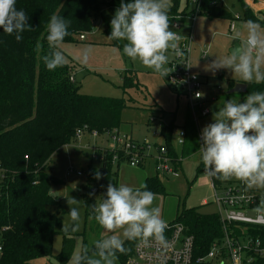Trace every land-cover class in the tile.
Instances as JSON below:
<instances>
[{
	"label": "trees",
	"instance_id": "trees-1",
	"mask_svg": "<svg viewBox=\"0 0 264 264\" xmlns=\"http://www.w3.org/2000/svg\"><path fill=\"white\" fill-rule=\"evenodd\" d=\"M213 2L216 5L211 6ZM120 3L121 0L105 3L101 0H16L17 9L28 14L33 28L23 32L19 42L15 34L8 35L0 29V171L4 175L0 182V264H34L38 258L51 257L54 239L59 235L63 236L62 251L57 257L60 264H66L71 256V232L62 231L59 212L49 210V207L61 208L52 195V188L61 182L49 175V163L63 147L77 142L75 133L80 129L87 127L88 132L96 131L100 137L118 130L128 103L124 99L81 94L76 82L71 81L73 67L68 60L64 66L48 70L42 59L50 51L47 24L53 14L66 18L71 23L69 35L62 44L74 43L80 36L92 32L104 5L115 11ZM239 3L245 21L264 24V19L256 17L244 0ZM185 14L179 10L178 1L173 0L169 12L171 24ZM202 15L234 20L221 0H206ZM236 84L230 83L229 91ZM246 85L247 92L240 95L243 100L248 93L264 91V82ZM190 125L193 126V121L187 120L183 128L186 137L181 157L171 146L174 125L161 127L164 146L174 159L175 172L182 168L178 160L199 152L201 146L196 131L195 134L189 132ZM124 161V156L120 155L113 165V154L107 151L99 171L102 183L112 182L118 186V173L114 169ZM204 173L202 163L196 170L194 182ZM94 174L95 171H89L90 183L95 181ZM211 180L218 188L230 183L215 177ZM144 185L155 194L165 193L159 176L146 178ZM90 190L84 200L87 216L94 218L92 205L96 200L90 198ZM173 224H182L186 233L194 236L197 255H205L223 236L219 216L203 214L197 208L178 211L170 223ZM245 231L264 243V227ZM137 242H125L126 251L117 253L119 264L129 263Z\"/></svg>",
	"mask_w": 264,
	"mask_h": 264
},
{
	"label": "rangeland",
	"instance_id": "rangeland-1",
	"mask_svg": "<svg viewBox=\"0 0 264 264\" xmlns=\"http://www.w3.org/2000/svg\"><path fill=\"white\" fill-rule=\"evenodd\" d=\"M101 1L105 3L108 0ZM177 1L181 12L193 13L195 9L193 2L190 0ZM245 1L249 2L250 0ZM222 2L230 14L241 13V4L237 0H222ZM171 5L173 6V0H171ZM114 14L115 11H110L104 5L94 22L92 32L85 34L86 41H80L78 38L74 43L61 44L60 50L64 53L66 60L74 66L72 75L81 94L126 100L128 108L121 115V125L118 129L121 136L130 137L135 142L147 143L155 147L165 144L161 127L174 125L171 146L181 157L183 148L177 142V135L180 129L184 128L187 120L193 121V126H189V132L195 134L196 131L201 143L202 129L213 122L214 113L224 106L225 101L229 99L237 102L244 101L240 94H227L230 83H243L239 78L233 77L229 70H219L213 74L211 71H205V67L216 57L228 54L234 45L233 43L239 45L243 43L247 35L245 28L247 21L242 18L241 21L235 22V32L242 33L241 38L236 40L233 39L235 32L230 34L231 20L210 19L202 15L196 19L194 29L196 43L191 51L190 62L193 74L198 76L203 86L201 89L202 99L191 104L177 94L166 77L143 66L138 60L133 62L124 55V41L108 38L111 33L110 21ZM256 23L260 25L261 30H264V24ZM204 46L210 47L207 58H203L200 54V48L203 49ZM86 48L90 49L89 61L87 64H82L79 56L82 50ZM168 55L169 61H171V54ZM261 70L264 71V65H262ZM126 79H129L127 84H125ZM248 84L259 83L253 80ZM200 104L203 105V109H208L211 112L209 116L201 117ZM194 114L197 121L194 119ZM108 140V135L97 139L86 136L80 142L77 141L63 147L49 163V175L61 182L52 188V195L58 199L61 208L58 210L49 207V210L53 213L59 212L62 226L63 222H70L68 216L70 208L66 197L71 196L80 201V228L76 232H71L70 237L73 239L71 255L81 251L84 247L91 249L96 240L111 234L106 232L93 216H87L84 200L88 195L89 188L100 189V192L94 196L89 195L97 203L103 199L102 195L106 192L108 184L102 183L101 179H95L90 183L89 171H100L102 166L99 158L94 156L92 148L96 146L108 147L110 145L106 142ZM87 145L89 147H86ZM201 164L200 154L196 151L183 162V167L177 172L159 177L165 193L156 194L153 206L160 208L161 218L165 224L172 222L176 218L177 212H181L185 208H197L203 214L216 213L210 176L202 174L194 182L196 170ZM121 165L122 167H115L114 169L115 172L120 169L118 171V186L126 184L138 188L145 183L146 177H155V171L153 172L151 167L153 160L147 161L145 171L139 168H131L128 163ZM77 173H82L83 176H78ZM259 190L264 193V189ZM204 201H207L208 205H203ZM249 215L255 216L256 214L249 213ZM62 246L63 236L59 235L54 239L52 256L38 258L33 263L60 264L57 257L62 251ZM115 264H119L118 260L115 261Z\"/></svg>",
	"mask_w": 264,
	"mask_h": 264
},
{
	"label": "clouds",
	"instance_id": "clouds-1",
	"mask_svg": "<svg viewBox=\"0 0 264 264\" xmlns=\"http://www.w3.org/2000/svg\"><path fill=\"white\" fill-rule=\"evenodd\" d=\"M171 0H121L119 8L110 21V40L124 41L123 54L133 62L139 61L163 77L172 71L169 53L177 57L184 55L181 50V35L171 28L169 12ZM70 21L53 14L47 24L49 53L42 59L48 70H55L66 64V57L60 45L69 35ZM29 16L18 10L16 0H0V29L8 35L15 34L21 41L23 32L31 30ZM246 38L239 47L228 54L216 57L206 65L205 71L215 74L219 70H229L233 77L248 84L264 82V30L256 22L245 23ZM242 33L235 32L233 39L239 40ZM90 49L80 53L82 64L89 61ZM191 68L190 65H185ZM201 93H196L199 98ZM202 144L200 159L205 174L221 181L236 179L246 190L264 189V91L251 92L243 102L229 99L213 115V122L201 131ZM94 178L102 174L97 170ZM103 187V186H102ZM94 196V192L89 193ZM103 199L92 205L97 223L110 235L96 240L92 248L84 247L74 252L67 264H115L117 253H124L125 241L139 240L147 245L150 240L163 242L165 221L159 207L153 206L156 194L142 184L133 188L126 184L114 185L110 182ZM69 205V223H64L62 231L76 232L80 228V201L66 197ZM264 216V199L254 209Z\"/></svg>",
	"mask_w": 264,
	"mask_h": 264
},
{
	"label": "built area",
	"instance_id": "built-area-1",
	"mask_svg": "<svg viewBox=\"0 0 264 264\" xmlns=\"http://www.w3.org/2000/svg\"><path fill=\"white\" fill-rule=\"evenodd\" d=\"M194 3L195 9L192 14L179 16L171 24L172 30L181 35V50L184 55L175 56L173 53L171 61L166 65L172 71L166 79L168 83L176 90L179 96L184 97L191 104L202 99V95L197 98L196 93H201L203 84L199 81L197 75L193 74L192 68H186L190 65V56L192 48L195 45V22L203 13V4L206 0H190ZM216 5L215 2L211 6ZM191 22L187 31L184 20ZM240 19V15H235L230 26V32L236 29L235 21ZM81 41L85 40V35L79 37ZM203 58L208 55V48L201 50ZM71 81H74L71 78ZM201 117H207L211 114L208 109H203L200 104ZM194 119L197 117L194 114ZM85 134H90L93 138H99L96 131L88 132L87 127L78 130L75 133L77 141H81ZM108 147L101 148L96 146L92 148L93 153L100 154V161L104 160V154L108 151L113 154V165H115L119 156L123 155L125 161L131 168L144 166L148 160H153L157 176H168L175 172L174 159L171 157L168 149L164 145L152 147L147 143L140 144L130 137L121 136L118 130L112 131L108 135ZM186 132L180 130L177 136V142L182 146L185 142ZM202 143V140H201ZM178 162H182L179 159ZM83 176L82 173H77ZM4 178L0 171V182ZM230 183L218 188L212 182L214 191V205L216 214L222 224L223 236L215 241L210 250L205 255H197L195 247V238L186 233L182 224H165L163 233V242L150 240L147 245L139 240L134 247V253L128 264H264V243L260 238L249 234L245 229L264 227V216H259L254 209L264 199V193L257 189L246 190L245 185L236 179L229 180ZM90 192L95 194L100 192L98 188H91ZM208 205L207 202H204ZM249 213H255L250 216ZM1 251V248H0Z\"/></svg>",
	"mask_w": 264,
	"mask_h": 264
},
{
	"label": "crops",
	"instance_id": "crops-1",
	"mask_svg": "<svg viewBox=\"0 0 264 264\" xmlns=\"http://www.w3.org/2000/svg\"><path fill=\"white\" fill-rule=\"evenodd\" d=\"M238 2H239V0H237ZM245 3L250 7V9L251 10H253V13H254V15L256 16V17H258V18H260V19H264V0H250L249 2H247V1H245ZM221 4H222V6H223V2H222V0H221ZM224 7V6H223ZM116 11V10H115ZM186 13V12H185ZM240 15V19L239 20H237V21H241L242 20V15H241V13L239 14V13H236V14H232L233 16H235V15ZM202 16H204V15H202ZM197 21V20H196ZM233 21V20H232ZM237 21H235V22H237ZM185 24V31H187V28H188V26H190V21L187 19V20H184L183 21ZM231 26V25H230ZM235 31H236V29H235ZM234 31V32H235ZM234 32H232V33H234ZM231 32H230V34H232ZM194 34H195V31H194ZM195 40H196V38H195ZM81 41V40H80ZM83 41H86V37H85V40H83ZM196 43V42H195ZM234 45H235V43H233ZM233 45V46H234ZM232 46V47H233ZM204 47H206V46H204ZM208 48V52H209V49H210V47H207ZM201 50H202V48H200V52H201ZM170 54H171V52H170ZM201 54V53H200ZM208 55H209V53H208ZM208 55L206 56V58L208 57ZM171 57H172V55H171ZM72 65V64H71ZM72 67L74 68V66L72 65ZM73 74V73H72ZM72 77H73V75H72ZM73 79H74V77H73ZM74 81H75V79H74ZM76 82V81H75ZM180 130H182V129H180ZM86 136H89L90 138H92V139H95V138H93L90 134H85L84 135V137H86ZM178 136V135H177ZM83 137V138H84ZM102 137V136H101ZM82 138V139H83ZM100 138V137H99ZM79 142V141H78ZM107 143H108V141H106ZM202 144V143H201ZM86 147H89V145H87ZM101 148H107V147H102V146H100ZM82 148H84V147H82ZM85 149V148H84ZM199 153V152H198ZM94 156L97 158H99L100 157V154L99 153H97V154H94ZM100 160V159H99ZM186 160V159H185ZM185 160H183L182 161V167H183V162L185 161ZM120 167H122V165H119V168ZM151 167H152V170H153V172L155 171V168H154V163H153V166L151 165ZM146 168H147V163L144 165V166H142V167H139V169H141V170H146ZM136 169V168H135ZM100 171H101V168H100ZM118 171H120V169L118 170ZM118 171H117V173H118ZM154 174H155V176H157V174H156V172H154ZM205 174V173H204ZM118 175H119V173H118ZM146 178H149V177H146ZM150 178H152V177H150ZM210 178V183H211V186H212V180H211V177H209ZM117 183H118V179H117ZM258 190V189H257ZM259 192H261L260 190H258ZM204 202H207V201H204ZM203 202V205H205V203ZM178 213V212H177ZM175 220V219H174ZM173 220V221H174ZM172 221V222H173ZM171 223V222H170ZM170 223H168V224H170Z\"/></svg>",
	"mask_w": 264,
	"mask_h": 264
},
{
	"label": "water",
	"instance_id": "water-1",
	"mask_svg": "<svg viewBox=\"0 0 264 264\" xmlns=\"http://www.w3.org/2000/svg\"><path fill=\"white\" fill-rule=\"evenodd\" d=\"M239 44H235L232 48L239 47ZM231 48V49H232ZM230 49V51H231ZM248 90V86L245 83H238L235 85V87L229 91V94H245Z\"/></svg>",
	"mask_w": 264,
	"mask_h": 264
}]
</instances>
